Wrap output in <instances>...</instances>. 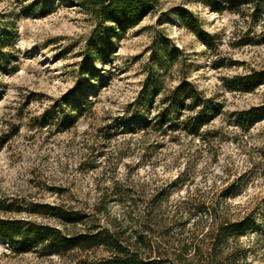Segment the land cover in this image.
I'll list each match as a JSON object with an SVG mask.
<instances>
[{"label":"rangeland","instance_id":"1","mask_svg":"<svg viewBox=\"0 0 264 264\" xmlns=\"http://www.w3.org/2000/svg\"><path fill=\"white\" fill-rule=\"evenodd\" d=\"M33 2L36 0H0L6 9L0 12V74L17 81L13 85L0 83V103L6 109L0 122L8 128L0 133V152L12 154L0 163V202L12 206L11 210H23L0 211V218L25 219L63 230L57 221L31 213L35 205L61 207L87 218L84 225L69 228V232H83L98 225L108 228L118 221L128 230H152L148 236L158 241H162L159 236L167 228L163 233L169 232L171 242L176 244L188 231H195L194 222L206 231V212L213 209L222 222H239L248 216L260 220V224L255 223L257 230L244 235L250 237L255 232L256 240H240L241 247L234 250L231 262L252 264L251 256L264 264V255L259 254L264 249V147H254L250 152L241 147L242 143L264 140V128L260 127L264 116L255 120L245 117V112L264 106V86L244 93L238 84L239 78L264 70V52L257 51L264 47V32L254 35L264 13V0H181L180 4L158 0L138 25L125 32L110 24L96 29L94 20L65 0L44 1L35 12L26 11L25 7ZM205 9L218 19L204 17ZM232 13L240 14L243 27L232 21V33L227 31L228 26L209 31ZM21 22L29 26L24 34L19 30ZM171 27L183 30L182 35L170 36ZM22 40L26 46L17 48ZM205 72L213 75L201 74ZM141 75L145 80L134 84ZM69 79L75 82L73 88L42 117L25 120L33 102L42 106L43 101L55 99L50 94L60 91ZM175 80L193 84L204 97L205 92L212 91L206 99L220 107L197 133L187 129L193 116L179 119L184 110L177 117L165 118L161 130L152 127L157 117L147 118L154 106L159 112L164 109L161 101L173 90ZM212 80L219 83L200 90L203 83ZM136 87H140L136 100L126 106L124 116L116 117L111 124L103 123V118L92 111L97 103L115 105ZM105 90H111L117 98L99 100ZM81 119L90 121L91 130L84 134L73 131ZM173 123L179 127L172 130ZM21 126L33 134L20 135ZM141 134L139 141L115 145L114 154L104 151L121 136ZM61 149L67 151L62 153ZM52 153H56L55 161ZM106 155L109 163L124 157L128 173L124 184L116 182L111 195L100 183L107 176L104 166L95 162ZM132 157L137 161L135 167L128 163ZM68 168L80 179H66ZM143 168L149 171L143 173L141 182H134L132 174H139ZM157 168L163 170V176L159 182L148 183ZM170 172L176 173L175 179L164 178ZM178 193L187 198L174 200L172 197ZM229 198L240 203L229 205ZM146 210L157 216L159 229L145 224L146 217L141 219ZM14 244L12 247L0 234V264H67L56 256L40 254L38 249L18 253L16 249L23 243Z\"/></svg>","mask_w":264,"mask_h":264},{"label":"trees","instance_id":"2","mask_svg":"<svg viewBox=\"0 0 264 264\" xmlns=\"http://www.w3.org/2000/svg\"><path fill=\"white\" fill-rule=\"evenodd\" d=\"M27 2L28 0H20ZM49 0H36L25 7L26 11L35 12L41 3ZM96 22L98 28L102 24H110L116 30L125 32L138 25L158 4V0H65ZM110 22V23H109ZM239 85L244 93H250L264 86V70L252 71L239 78ZM191 99V104L185 101ZM164 109L157 116L158 122L153 128L161 130L163 121L169 115L177 117L180 111L196 112L188 121V131L197 133L208 121L219 112V106L206 99L197 88L182 81L174 90L168 92L162 99ZM199 109V111H197ZM264 116V106L245 112L248 120H255ZM179 126L174 123L170 128ZM176 128V129H177ZM10 205L0 202V211L5 213H19L11 210ZM144 223L157 226V216H151L146 210ZM208 212L210 214H208ZM33 215L51 218L58 222L63 230L49 225L38 224L25 219L0 218V234L15 247L16 241L22 246L16 249L24 253L38 249L45 256H56L64 259L67 264H233L231 257L235 249L241 247V237L247 231L258 229L252 217L248 216L239 222H222L209 209L206 215L207 230L194 222L195 231H188V235L179 238L176 244L171 242L167 228H163L162 241L150 238L152 230H128L120 227L118 221L112 227L102 228L94 226L83 232H69L67 229L84 225L87 218L75 212H69L61 207L33 206ZM230 249V250H229Z\"/></svg>","mask_w":264,"mask_h":264},{"label":"clouds","instance_id":"3","mask_svg":"<svg viewBox=\"0 0 264 264\" xmlns=\"http://www.w3.org/2000/svg\"><path fill=\"white\" fill-rule=\"evenodd\" d=\"M28 2L30 3L31 0H28ZM170 4H180L181 0H169ZM187 7V5H185ZM242 8H246V7H251V5H242ZM5 7L3 5H0V12L5 11ZM62 15V14H61ZM202 15L204 17H206L209 20H215L218 19L216 14H212L209 15L207 10L205 9L204 12L202 13ZM53 19L55 17H52ZM235 21L238 22L239 25L241 27H243L244 25V20L241 19V16L239 13H232V14H226L225 17L222 20L218 21V27L214 28V29H209V31H217L219 29V27H223V26H228L227 27V31L229 33H232L233 31H235V27L232 26V24L230 22ZM110 23V22H109ZM28 25L24 22H21V26H20V32L21 34H24L27 30H28ZM264 32V13H262V18L260 19L259 24L255 27L254 30V35H259L260 33ZM183 33V30H178L175 27H171L170 31H169V35L172 37H177V36H181ZM189 39H192V37H189ZM25 42L22 40L19 44L16 45L17 48L23 49L25 47ZM202 48V46H201ZM201 48H198L197 50H201ZM4 52H7L8 49L5 48L3 49ZM257 51L260 52H264V47H261L259 49H257ZM120 53H118L119 55ZM119 63V61L117 62ZM96 67H100L99 64L96 65ZM243 71V70H241ZM202 75H206V76H211L213 75L212 73H201ZM227 75L231 76L233 75V73H227ZM145 75H141L137 78V80L133 81L134 84H139L140 82L145 80ZM165 79L167 80V77H165ZM17 81L14 77H9V76H5L3 74H0V83L3 84H7V85H13L15 84ZM74 81L69 79L68 82L62 86L60 91L51 93L50 95H52L55 99H50V100H45L43 101L42 106L36 102H33L30 106L29 109L27 110V114H26V118L25 120H30L32 118H36V117H42L45 110L50 108L57 99H59L62 95H64V93H66L69 89L73 88L74 86ZM213 83H219L218 81L212 80L209 81L207 83H203L201 86L200 90H204L207 88H210V85ZM179 84V80H175L172 82L171 84V88L174 90L175 87ZM140 91V87H136L134 91H129L126 92L123 96H121L119 98L118 103H116L115 105H113L112 103H108V102H104V103H97L95 105V107L92 109L93 112L96 113L97 118H103V123L106 124H111L113 122V119H115L116 117H122L125 115V108L126 106L135 101L138 94ZM227 94V93H226ZM212 95V91H207L205 92V98H208ZM107 97H112L113 99H116L117 97L113 96V93L111 90H105L103 92H101L100 96H99V100L101 101H105ZM89 99H93V97H89ZM228 99L231 100L232 96L228 95ZM159 100L160 97L156 98V105H159ZM186 104H191L192 101L191 99H188L185 101ZM5 107L3 103H0V117H3L5 115ZM197 111H199V109H197ZM159 115V111L157 109V107H153L149 110L147 118L148 119H153L155 117H157ZM196 112H188L187 110L184 111V114L182 116H180V120L181 121H185L188 119L189 116H195ZM18 123H22L20 121H18ZM90 121L89 122H85L83 119H81V121H78L75 128H74V132H78L80 134H84L86 131H90V127H89ZM261 128H264V124H262L260 126ZM259 130V129H258ZM8 131V128L6 125H4L2 122H0V133L2 132H6ZM231 131H238V129H231ZM33 133L26 127V126H21L20 128V135L22 136H30ZM183 135V134H181ZM141 135L138 136H121L119 137L116 141H112V147L104 150L109 154H114L116 152L115 149V145L120 144L122 141H126V142H132V141H139L141 139ZM244 140H247V137H244ZM97 150L99 151V145H94ZM242 149L244 151L250 152L252 148H262L264 147V140H257V141H253L251 144H247V143H242L241 145ZM62 153L66 152L67 149H61L60 150ZM73 151H75V149H73ZM12 155L11 153L5 151V152H0V163L4 162L8 156ZM53 156V161H55L56 158V153H52ZM124 161L125 158L124 157H119L114 159L113 162L109 163L108 161V156H104V157H99L96 159V163L103 165L104 166V171L107 173V176H105L104 180L101 181V186L102 187H106L109 195H111L112 193V189L115 187L116 182H120L121 184L125 183V176L128 174L126 172L125 166H124ZM128 163L132 166L135 167V165L137 164V161L134 157H132L130 160H128ZM231 166V165H229ZM109 169H111V171L109 172ZM235 170V169H234ZM66 172H68L69 174L67 175L66 179L68 180H73V179H80L79 174L76 173L75 171H73L71 168L65 169ZM149 170L147 168H143L139 170V174H135L133 173L131 176V179L134 182H141V177L143 176L144 172H148ZM157 173H159L160 175L158 176ZM93 176L98 175V173H93ZM221 177L225 176L224 172L220 173ZM163 176V170L162 169H154L152 171V173L150 174V179L147 181L150 184H154L156 182H159V180L161 179V177ZM165 179H175L176 178V173L175 172H170L168 174L167 177H164ZM125 186H129L127 184H125ZM202 189L207 192L208 189L205 188L203 185L201 186ZM190 195V193H189ZM174 200L175 199H186L187 197L183 194V193H178L176 195H174L172 197ZM226 203L229 205H238L240 202L238 200H234V199H227ZM125 209H128V206L125 205ZM133 212L136 211V209H132ZM258 215V214H257ZM254 222L256 224H260V220L257 219L256 217L253 218ZM249 239H251L253 242L256 240V233L252 232L251 236H242L241 240L243 241H248ZM246 246L251 247V244H247ZM0 251H3V249H0ZM260 255H264V249H262L259 253ZM249 259L252 261V264H259V261H255L252 260L251 256L249 257Z\"/></svg>","mask_w":264,"mask_h":264}]
</instances>
